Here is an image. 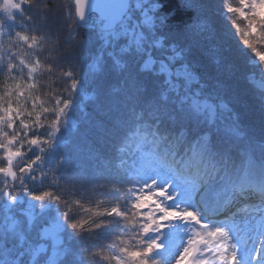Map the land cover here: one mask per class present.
Returning a JSON list of instances; mask_svg holds the SVG:
<instances>
[{
  "label": "snow or ice",
  "instance_id": "1",
  "mask_svg": "<svg viewBox=\"0 0 264 264\" xmlns=\"http://www.w3.org/2000/svg\"><path fill=\"white\" fill-rule=\"evenodd\" d=\"M32 3L2 0L0 10L13 21L15 11L23 14L22 5ZM224 4L243 45L264 65V53L257 51V44L264 42V0ZM163 5V0H71L67 8L66 19L92 30L102 44L90 71L105 70V52L121 70L126 113L109 123L119 137L115 152L125 154L134 142L138 153L130 168L111 175L109 192L115 202L110 206L101 207L103 200L95 207L72 202L83 213L79 219H70L71 205L59 194L36 193L29 181L43 183L49 172L58 173L52 180L58 187L64 178L67 156L55 157L77 127L73 113L79 110L87 117L80 97L89 99V77L63 71L70 80L67 98H42L37 77L53 69L37 53L51 37L19 30L5 33L0 22V37L7 34L10 41L7 47L0 43V71L5 74L0 84V196L6 198L0 264H86L88 256L80 258L70 245L61 244L65 229L80 235L110 230L113 224L119 230L107 250L91 254L108 264H171L173 258L175 264H264V80L258 82L257 137L244 123L239 97L237 108L221 95L228 88L225 82L217 79L215 94L202 91L203 74L191 51L185 54L173 47L159 59L152 55L150 48H163L154 33L156 21L163 25L167 20ZM238 19L245 22L243 28ZM41 20L46 23L45 17ZM143 72L155 79H146ZM80 179L82 184L92 180ZM62 204L67 208L63 212ZM53 212L57 216H51ZM17 213L27 217L28 227ZM46 217L51 225L34 237L31 226L38 220L48 223ZM45 237L53 241V256L38 242Z\"/></svg>",
  "mask_w": 264,
  "mask_h": 264
},
{
  "label": "trees",
  "instance_id": "2",
  "mask_svg": "<svg viewBox=\"0 0 264 264\" xmlns=\"http://www.w3.org/2000/svg\"><path fill=\"white\" fill-rule=\"evenodd\" d=\"M228 2L238 6V0H228ZM70 3L71 0H33L30 5H22L23 14L15 13L13 21H8L5 16L0 15V22L5 25V33L10 31L14 35L15 31L19 30L28 34L35 32L51 37L45 42L43 50L37 53L41 62L51 65L53 69L52 72L44 71L37 77L39 94L42 98H49V94L67 98L70 80L61 74L63 71H72L81 78L84 75L89 77L90 87L86 92L89 99L80 97L87 117L84 118L79 110L73 113L77 127L68 135L66 148H61L55 157L58 160L61 155L67 156L62 166L64 178L59 181L58 187L52 184L54 176L59 175L58 173L49 172L43 183L39 179L35 183L29 181V187L36 193L52 190L59 194L71 205L70 219H79L83 213L72 202L80 200L86 206L95 207L97 201L103 200L106 203L101 207L110 206L115 202L109 192L111 175L116 171L123 172L130 168L138 159V153L134 142L130 144L125 154L118 155L115 152L119 137L111 129L109 122L118 115L126 113L121 70L113 67L111 59L105 52V70L90 71L89 66L94 62L95 56L101 52L102 44L92 30L77 27L66 19ZM163 3L162 10L166 13L167 20L163 25L156 21L154 29L155 37L163 43V48L153 47L154 57L161 58L162 55H166V50L170 51L173 47L184 49L185 54L191 51L197 68L203 74L202 91L205 94H215L217 79L225 82L228 88L222 91L221 95L233 104H236L239 97L245 112L244 123L259 137L261 91L247 77L248 73L254 70V66L249 63L253 53L243 45L240 35L236 34L232 26L234 17L227 12L224 0H163ZM24 16H30L31 21L25 20ZM41 17L46 18V23L42 22ZM237 23L242 28L245 25L242 19H238ZM9 42L7 34L0 37V43H4L6 47ZM11 43L14 45L12 52H16L15 41ZM25 48L26 46L20 48L21 54ZM257 51L264 53V42L257 44ZM160 52L162 54H159ZM13 62L17 63V61ZM137 63L142 61L137 58ZM4 67L6 68V63ZM13 75L19 77L21 73L14 71ZM24 75L26 76V70ZM142 75L146 79H155L147 72H143ZM4 79V71H0V84ZM241 104H236V107L240 108ZM221 127H226V121L221 123ZM256 155H259L258 146ZM81 176L91 177V183L82 184ZM5 202L6 198L0 196V226L4 222L3 203ZM59 210L63 212L67 208L62 204ZM51 216L57 214L53 212ZM17 218L28 227L27 217L17 213ZM45 219L48 223L38 220L31 226L30 231L34 237L52 223L50 217ZM118 230L119 226L113 224L110 230H96L95 233L83 232L76 235L71 229L66 228L67 235L62 238L61 244L70 245L72 251L80 258L88 256L86 264H108L99 256L91 254L98 250L106 251L114 236L118 234ZM59 259H73V257L61 256Z\"/></svg>",
  "mask_w": 264,
  "mask_h": 264
},
{
  "label": "rangeland",
  "instance_id": "3",
  "mask_svg": "<svg viewBox=\"0 0 264 264\" xmlns=\"http://www.w3.org/2000/svg\"><path fill=\"white\" fill-rule=\"evenodd\" d=\"M17 2H19V0H17ZM0 3H2V0H0ZM59 3L61 5H63L61 3V1H59ZM19 11H15V13H17ZM0 15H3L7 18L6 14L3 13L2 10H0ZM137 18L138 19H142V17L140 16L139 13H137ZM152 53L153 56L154 53H153V47L149 49ZM159 54H162V52H160ZM157 58V57H155ZM249 63L252 64L254 66V70L253 71H250V73H248L247 77L249 78V80L258 88L260 89L259 87V81L261 80H264V65H261L260 62H259V58L255 56V54L253 53L250 58H249ZM243 204L239 205V206H242ZM235 210V209H233ZM51 225V223H49L48 226L44 227V229H48L49 226ZM43 229V230H44ZM41 243H43L45 245V248H46V255L47 256H53L54 255V248H53V241L48 239L47 237H45ZM171 264H175V259L173 258Z\"/></svg>",
  "mask_w": 264,
  "mask_h": 264
},
{
  "label": "bare ground",
  "instance_id": "4",
  "mask_svg": "<svg viewBox=\"0 0 264 264\" xmlns=\"http://www.w3.org/2000/svg\"><path fill=\"white\" fill-rule=\"evenodd\" d=\"M242 204H243V201L241 202ZM241 203H240V205H241ZM239 206V205H238ZM249 243L251 244V243H253L252 241H249ZM256 243H258V241H256Z\"/></svg>",
  "mask_w": 264,
  "mask_h": 264
},
{
  "label": "water",
  "instance_id": "5",
  "mask_svg": "<svg viewBox=\"0 0 264 264\" xmlns=\"http://www.w3.org/2000/svg\"><path fill=\"white\" fill-rule=\"evenodd\" d=\"M81 28H84V27H81ZM84 29H88V28H84Z\"/></svg>",
  "mask_w": 264,
  "mask_h": 264
}]
</instances>
